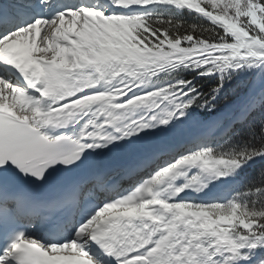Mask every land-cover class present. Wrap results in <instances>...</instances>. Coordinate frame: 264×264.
Here are the masks:
<instances>
[{
    "label": "snow or ice",
    "instance_id": "6c2138e0",
    "mask_svg": "<svg viewBox=\"0 0 264 264\" xmlns=\"http://www.w3.org/2000/svg\"><path fill=\"white\" fill-rule=\"evenodd\" d=\"M0 264H264V0H0Z\"/></svg>",
    "mask_w": 264,
    "mask_h": 264
}]
</instances>
